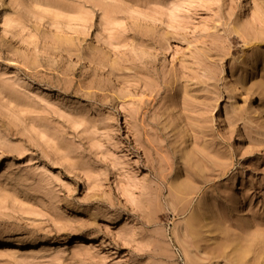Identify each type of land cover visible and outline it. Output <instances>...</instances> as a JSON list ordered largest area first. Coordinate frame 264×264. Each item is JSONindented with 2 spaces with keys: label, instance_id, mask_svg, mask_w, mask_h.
Segmentation results:
<instances>
[{
  "label": "rangeland",
  "instance_id": "rangeland-1",
  "mask_svg": "<svg viewBox=\"0 0 264 264\" xmlns=\"http://www.w3.org/2000/svg\"><path fill=\"white\" fill-rule=\"evenodd\" d=\"M0 264H264V0H0Z\"/></svg>",
  "mask_w": 264,
  "mask_h": 264
},
{
  "label": "bare ground",
  "instance_id": "bare-ground-1",
  "mask_svg": "<svg viewBox=\"0 0 264 264\" xmlns=\"http://www.w3.org/2000/svg\"><path fill=\"white\" fill-rule=\"evenodd\" d=\"M80 243H82V241L80 240V239H75V241H74V244L76 245H78V244H80Z\"/></svg>",
  "mask_w": 264,
  "mask_h": 264
}]
</instances>
